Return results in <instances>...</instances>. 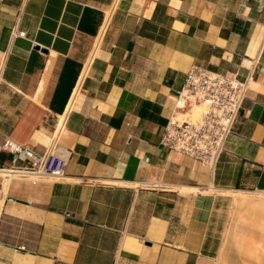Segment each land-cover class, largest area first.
<instances>
[{"label":"crops","instance_id":"1","mask_svg":"<svg viewBox=\"0 0 264 264\" xmlns=\"http://www.w3.org/2000/svg\"><path fill=\"white\" fill-rule=\"evenodd\" d=\"M193 66L248 84L214 168L162 144ZM0 264H264V0H0Z\"/></svg>","mask_w":264,"mask_h":264},{"label":"built area","instance_id":"2","mask_svg":"<svg viewBox=\"0 0 264 264\" xmlns=\"http://www.w3.org/2000/svg\"><path fill=\"white\" fill-rule=\"evenodd\" d=\"M247 90V82L235 74L193 66L179 93L177 111L164 128L162 144L214 168L225 151ZM198 106L201 108L196 112ZM57 146L53 141L48 152L39 154L31 146L6 137L2 149L13 154L14 163H24L8 169L11 173L36 181L42 176L65 175L66 160L57 153Z\"/></svg>","mask_w":264,"mask_h":264},{"label":"bare ground","instance_id":"3","mask_svg":"<svg viewBox=\"0 0 264 264\" xmlns=\"http://www.w3.org/2000/svg\"><path fill=\"white\" fill-rule=\"evenodd\" d=\"M199 108H201V107H196V109H199ZM69 110H71V109H69ZM64 121H65V116H62L61 118H60V120H59V124H58V132L62 129V127H63V124H64ZM8 173H11L9 170H6ZM9 184V183H8ZM237 194H239V193H237Z\"/></svg>","mask_w":264,"mask_h":264},{"label":"rangeland","instance_id":"4","mask_svg":"<svg viewBox=\"0 0 264 264\" xmlns=\"http://www.w3.org/2000/svg\"><path fill=\"white\" fill-rule=\"evenodd\" d=\"M200 110V108L199 109H196V112H198ZM1 174H4L3 172H1ZM5 175V174H4ZM14 177H21V176H19V175H15Z\"/></svg>","mask_w":264,"mask_h":264},{"label":"water","instance_id":"5","mask_svg":"<svg viewBox=\"0 0 264 264\" xmlns=\"http://www.w3.org/2000/svg\"><path fill=\"white\" fill-rule=\"evenodd\" d=\"M37 48L39 47L38 45L36 46ZM43 52H48V50L46 48H42Z\"/></svg>","mask_w":264,"mask_h":264}]
</instances>
